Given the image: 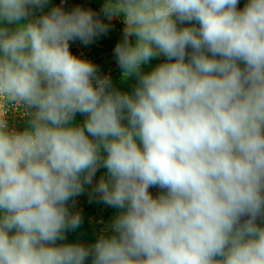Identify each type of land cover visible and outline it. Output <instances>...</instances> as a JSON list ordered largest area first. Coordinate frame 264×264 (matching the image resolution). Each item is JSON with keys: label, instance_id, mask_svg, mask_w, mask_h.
I'll return each instance as SVG.
<instances>
[{"label": "clouds", "instance_id": "clouds-1", "mask_svg": "<svg viewBox=\"0 0 264 264\" xmlns=\"http://www.w3.org/2000/svg\"><path fill=\"white\" fill-rule=\"evenodd\" d=\"M49 3L0 0V264H264V0ZM114 18L131 91L70 50Z\"/></svg>", "mask_w": 264, "mask_h": 264}, {"label": "rangeland", "instance_id": "rangeland-1", "mask_svg": "<svg viewBox=\"0 0 264 264\" xmlns=\"http://www.w3.org/2000/svg\"><path fill=\"white\" fill-rule=\"evenodd\" d=\"M247 0H239V8H243ZM104 0H71L70 8L80 5L85 8H91L97 13L100 12ZM123 37V21L119 18H114L110 23V31L95 40L94 43L85 46L79 41L73 42L70 50L77 56L86 58L99 67L106 70L105 75L109 71L114 85L122 91H131L135 79L128 81L121 80V69L117 66L113 56V49L117 42ZM134 40V38H133ZM166 58L161 55L152 58L147 65L143 66V71H151L158 64L165 62ZM78 122L84 119L80 114L76 117ZM103 171H105L103 169ZM91 189H86L85 193L75 200V208L73 211H79L83 217V222L76 231H69L64 241H57V243L80 242L89 245L95 242L102 231L107 229L112 218L116 214V210L112 209L102 203H98L95 199L90 200Z\"/></svg>", "mask_w": 264, "mask_h": 264}, {"label": "built area", "instance_id": "built-area-1", "mask_svg": "<svg viewBox=\"0 0 264 264\" xmlns=\"http://www.w3.org/2000/svg\"><path fill=\"white\" fill-rule=\"evenodd\" d=\"M70 2L71 0H54L53 5L52 6H56V5H62L66 10L70 9ZM72 44V43H71ZM70 44V46H71ZM9 125L10 127H15L17 129H23L24 122L22 120L17 119H13V117L11 116V114L9 115Z\"/></svg>", "mask_w": 264, "mask_h": 264}, {"label": "flooded vegetation", "instance_id": "flooded-vegetation-1", "mask_svg": "<svg viewBox=\"0 0 264 264\" xmlns=\"http://www.w3.org/2000/svg\"><path fill=\"white\" fill-rule=\"evenodd\" d=\"M104 174H105V171L100 170V172L97 173V179H99L100 176H102ZM150 191L152 192L153 195H156V194H158V191L159 190L158 189H155V188H152V189H150Z\"/></svg>", "mask_w": 264, "mask_h": 264}, {"label": "crops", "instance_id": "crops-1", "mask_svg": "<svg viewBox=\"0 0 264 264\" xmlns=\"http://www.w3.org/2000/svg\"><path fill=\"white\" fill-rule=\"evenodd\" d=\"M53 2H54V0H50L49 5L44 9V11H47L49 8H51L52 5H53ZM70 4H71V2H70ZM37 14H39V12H38ZM109 74H111V71H109V72L107 73V75H109Z\"/></svg>", "mask_w": 264, "mask_h": 264}, {"label": "trees", "instance_id": "trees-1", "mask_svg": "<svg viewBox=\"0 0 264 264\" xmlns=\"http://www.w3.org/2000/svg\"><path fill=\"white\" fill-rule=\"evenodd\" d=\"M99 69H100V72H101V74L105 75V73H106V70H105V69H103L102 67H99ZM77 115H79V114H77ZM101 170H103V169H101Z\"/></svg>", "mask_w": 264, "mask_h": 264}]
</instances>
